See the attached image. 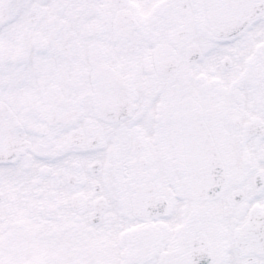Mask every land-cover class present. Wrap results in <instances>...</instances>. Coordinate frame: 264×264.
<instances>
[{"label":"snow or ice","instance_id":"1","mask_svg":"<svg viewBox=\"0 0 264 264\" xmlns=\"http://www.w3.org/2000/svg\"><path fill=\"white\" fill-rule=\"evenodd\" d=\"M0 264H264V0H0Z\"/></svg>","mask_w":264,"mask_h":264}]
</instances>
